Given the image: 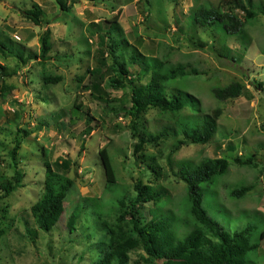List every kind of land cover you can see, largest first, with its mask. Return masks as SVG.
I'll return each instance as SVG.
<instances>
[{
    "label": "rangeland",
    "instance_id": "obj_1",
    "mask_svg": "<svg viewBox=\"0 0 264 264\" xmlns=\"http://www.w3.org/2000/svg\"><path fill=\"white\" fill-rule=\"evenodd\" d=\"M252 1L251 9L258 12L264 0ZM149 2L150 6L143 0H64L67 12L56 0H0V31L20 44L24 54L23 59L0 54V67H4L0 88L12 87L7 97H0V177L13 176L8 153L16 137L20 139L17 167L23 175L21 187L0 201V264H92L97 257L94 245L108 238L101 222L116 226L127 207L126 198L134 193L140 164L133 165L135 141L130 138V120L112 111L121 106L118 101L128 90L111 89L106 79L100 93L88 88V70L97 63L96 50L106 51L105 46L97 45L98 36L105 35L110 21L121 28L122 37L139 53L157 59L167 55L171 64H189L200 71V76L183 78L178 85L200 102L204 112L220 109L218 129L209 144L182 147L173 156L174 170L187 160L221 157L230 163L224 175L202 185V206L227 231L251 227V242L259 241L260 247L249 252L246 259L248 264H264V236L259 238L264 231V17L259 16L241 34H227L219 23L212 26V32L199 31L196 36L205 47L197 49L186 40L190 34L187 17L198 6L216 7L229 0ZM33 6L43 11L42 20L48 23L44 27L24 19L23 12ZM229 8L234 7L229 4L225 10ZM233 12L241 15L237 8ZM45 31L50 49L42 56L40 39ZM103 58L102 73L107 78L112 61L106 53ZM127 69L131 79L140 76L138 67ZM44 74L62 80L44 84ZM232 83L243 86L239 97H213V89ZM74 104H81L88 114L75 111ZM183 114L193 115L187 110ZM167 118L169 115L150 109L143 115V122L146 130H151L168 125ZM18 130L21 132L17 136ZM170 143L146 146L144 151L165 155ZM102 148L107 150L115 172L111 191L106 190L99 156ZM235 158H250L252 164L240 167L234 164ZM44 162L74 182L62 214L49 233L38 231L30 213V207L42 195ZM164 165L162 162L166 178L159 182L169 196L164 208L183 217L184 186ZM242 186L253 188L241 198L229 197L233 188ZM117 200L122 206H117ZM146 210L153 215L156 207L147 205ZM71 214L76 219L69 231ZM121 223L125 231L130 229L127 220ZM25 227L36 233L33 242ZM130 256L136 259L134 254Z\"/></svg>",
    "mask_w": 264,
    "mask_h": 264
},
{
    "label": "trees",
    "instance_id": "obj_2",
    "mask_svg": "<svg viewBox=\"0 0 264 264\" xmlns=\"http://www.w3.org/2000/svg\"><path fill=\"white\" fill-rule=\"evenodd\" d=\"M143 1L150 6L149 0ZM56 2L61 9L69 11L64 6V0H56ZM253 3L252 0H229L228 3L216 7L198 6L187 17L186 28L190 34L186 40L194 48L203 49L205 45L199 42L197 33L212 32V26L217 23L227 34H241L259 16L264 17V2L260 3L258 12L251 9L254 7ZM229 4L234 8L226 11L225 8ZM236 8L242 16L233 12ZM42 16L43 11L38 6L23 12L24 19L36 26L44 27L48 23L42 20ZM109 23L111 25L106 28L105 35L98 36L97 45L105 46L106 51L101 48L96 50L97 63L92 71L88 70L90 75L88 88L90 91L93 89L100 93L101 85L106 79L111 89L128 90L125 98L118 101L121 106L112 111L116 116L121 115L130 120L128 125L130 138L135 141L132 150L133 165L137 167L139 163L140 166L137 168L140 172L133 185L134 193L126 198L127 207L117 218L116 226H110L105 221L101 222V229L108 238L94 245L97 249V257L92 264H248L247 254L257 251L260 247L259 241L251 242V227L234 232L227 231L209 217L202 206V185L212 184L218 177L224 175L230 163L221 157L203 158L198 162L191 160L180 162L174 170L173 156L182 147L209 144L215 139L218 129L220 109L204 112L200 108V102L181 91L178 85L183 78L200 76V71L189 64H171L167 55L157 59L139 53L134 45L129 44L122 37L121 28L116 23L111 21ZM181 30L179 28V31ZM41 37L42 56H44L50 49L48 32L45 31ZM21 47L0 31V54L3 58L23 59ZM104 53L112 61L111 67H108L111 75L107 78L102 73V66H105ZM129 66L138 67L140 76L131 79L129 77L131 72L127 69ZM3 68L0 67V71ZM42 76L44 84H57L62 80L60 76L52 77L46 74ZM140 80H145V83H140ZM138 81L139 83H136ZM11 90L12 87H1L0 97L4 99ZM242 90L241 84L232 83L220 89H213L212 95L216 100H228L239 97ZM81 108V104L73 106L75 111L82 112L86 116L89 111L86 109L83 111ZM150 109H155L162 115H169L166 122L168 125L146 130L143 115ZM186 110L193 115H184ZM194 115L198 117L195 118ZM20 132L18 130L16 135L18 136ZM22 133L28 136L27 131L23 130ZM168 140L171 143L165 155L144 151L146 146L159 147ZM220 141L218 140V143ZM19 146L20 139L16 137L8 153L14 172L9 179L0 177V201L21 187L23 175L17 167L16 160ZM228 146L232 149L231 145ZM99 156L105 174L106 190L111 191L116 183L111 158L105 148L99 150ZM143 162L145 165L141 166ZM162 162H165L164 166L167 165L166 168L173 178L184 186L186 213L183 217L178 213L176 215L171 209L164 208L169 196L165 193L164 186L159 184L166 178ZM234 162L240 167L252 164L250 158L244 161L235 158ZM62 164L69 166L68 161H63ZM43 167L42 195L30 207V213L38 231L49 233L62 214L63 203L74 182L59 171H55L51 163L44 162ZM252 188L253 186L233 188L229 192V197L241 198ZM118 203L122 206L121 200H117V206ZM147 205L156 207L153 215L147 212ZM75 219L76 216L71 214L69 231L73 229ZM123 220H127L130 224L128 231L121 227ZM24 230L28 239L33 242L36 233L28 227ZM263 236L264 231L259 238L262 240ZM130 254H134L136 259H132Z\"/></svg>",
    "mask_w": 264,
    "mask_h": 264
}]
</instances>
